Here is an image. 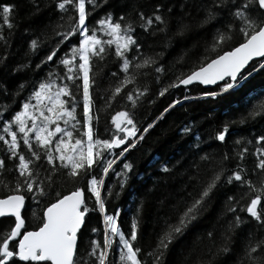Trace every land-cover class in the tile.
Returning <instances> with one entry per match:
<instances>
[{
  "label": "snow or ice",
  "instance_id": "snow-or-ice-1",
  "mask_svg": "<svg viewBox=\"0 0 264 264\" xmlns=\"http://www.w3.org/2000/svg\"><path fill=\"white\" fill-rule=\"evenodd\" d=\"M41 3L27 0L30 8L25 18L39 14ZM49 5L58 17L51 36L41 30L28 42L25 56L35 55L46 43L51 46L34 69L20 62L10 67L11 73H21L43 66L45 75L32 85L19 110L12 104L27 83H19L11 93L0 84V99L10 101L0 103V186L8 193L0 198V217L14 218L0 226V264H146L140 258L141 248L134 244L143 204L137 206L126 234L116 215L108 214L102 195V189L112 194L107 176L119 178L116 183L124 188L133 169L127 154L179 103L173 100L158 117L139 124L137 109L150 93L148 82L140 86L139 78L151 75L160 84L168 77L169 82L156 93L160 97L170 89L193 84L216 85L219 92L203 93L213 98L236 88L247 79L249 67L252 72L264 70V0H48L44 7ZM23 6L0 0L4 46L0 65L4 69H9L10 36ZM105 6L108 10L91 22L93 14ZM189 35L197 39L165 64L164 50ZM157 47L160 52L155 51ZM110 56L118 70L107 74L108 86L102 88L98 64ZM256 58V64L250 65ZM260 97L264 93L251 98L259 102L252 104L240 123L264 115ZM96 99L103 101L100 108ZM114 102L124 106L111 116L112 128L102 134L99 113ZM231 123L235 122H225L208 138L227 146ZM180 133L195 135L187 154L156 161L153 187L144 193L147 198L161 182H180L178 198L158 216L155 245L144 255L151 264H163L171 246L223 191L217 215L218 221L224 220L221 242L216 244L214 232L208 231L216 250L209 248V259L197 255L192 264H211L212 258L233 252L234 264H264V134L240 137L231 149L215 154L200 147L203 136L195 134L191 125H184ZM249 154L255 157L251 171L244 163ZM29 197L40 212L32 213L39 221L33 229L22 214ZM93 198L90 209L88 202ZM160 204L163 210L165 202ZM91 211L103 218V242L90 238L81 252L79 234ZM91 233L98 234V228L92 227ZM202 239L197 236L192 241L185 264Z\"/></svg>",
  "mask_w": 264,
  "mask_h": 264
},
{
  "label": "trees",
  "instance_id": "trees-1",
  "mask_svg": "<svg viewBox=\"0 0 264 264\" xmlns=\"http://www.w3.org/2000/svg\"><path fill=\"white\" fill-rule=\"evenodd\" d=\"M3 2L24 5L18 11V15L16 16L17 27L10 36L11 43L8 48L11 54L8 60L9 69H4L3 65H0V69H2L0 70V84L8 88L9 93L15 91L16 85L19 83H27L26 90L21 92L16 97L15 103L12 104L14 110H19L20 103L28 96L32 85L45 75L47 69L42 66L41 69L34 71L26 70L21 73H11L10 67L20 62L28 64L30 68L34 69L35 64L39 63L40 58L51 45L50 43H46L35 55L30 54L25 56L28 50L27 44L32 38L38 36L41 30H46L51 36V29L56 24L58 17L50 5L44 7V4L48 3V0H42L41 12L31 18H25L30 8L27 5V0H3ZM109 2L112 3L113 0H109ZM106 10H108L107 6L98 9L91 17V22L94 23L95 19L103 15ZM25 28L28 29V32L24 31ZM58 30L62 31L63 29ZM4 34H8L6 28ZM195 39H197L195 35H189L182 42L180 40L174 42L170 48L164 50L163 62L168 64L174 56L179 54L182 47H188ZM3 47V43L0 42V52L3 51ZM155 51L160 52L161 49L157 47ZM106 60V63L98 64V67L102 69V74L97 79L100 80L102 88L108 86V80L105 78L107 74L118 70L114 57H107ZM257 60L252 61L250 65H255ZM93 71H96V68ZM248 73H251V75L249 76ZM169 76H171V73H169ZM245 76L247 79L242 81L239 86L226 93L218 94L214 98L205 96L203 93L210 91L219 92L216 85L211 88H206L199 84L187 87L181 86L170 89L169 93L160 97L156 93L160 87L169 82L168 77H165L160 84H156L151 75L139 78L140 86L147 81L150 88L147 99L137 109L139 124H143L145 118L150 122L158 117L163 109L173 100H177L179 103L169 109L161 119L157 120L154 127L144 134V139L139 142L138 147L127 154L128 162L133 164V169L129 173V179L124 188H120L116 183L119 178L107 176L105 180L112 187V194L109 195L106 189H102V195L106 197V210L108 214L116 215L118 226L126 234L130 233L131 221L136 216L137 206L143 204V212L138 217V239L134 244L136 247L141 248L140 258L146 260V264H151V258L146 257L144 254L151 251L154 247L157 233L160 230L158 216L163 215L167 211V205L174 203L175 199L178 198L180 194L178 191L180 182L179 180L169 181L168 183L161 182L147 198H145L144 193L147 189L153 187V179L157 168L156 161L173 159L187 154V150L191 147L195 135L183 136L180 133V129L184 125H191L195 134L203 136L204 143L200 147L205 152L215 154L231 149L232 142L240 137L253 139L257 135L264 134V115L257 116L255 119H248L244 123L239 122L241 117L246 116L252 104L259 102V100L253 101L251 98L257 94L264 93V70L257 69V71L252 72L251 67H249ZM93 95L95 97L97 93L94 92ZM260 98L264 99V97ZM149 100L152 102L149 103ZM9 102V100L0 99V103ZM102 103L103 101L96 99V108H100ZM123 106L121 102H114L99 113L100 122L98 127L100 133L103 134L105 128H112L110 123L111 116L116 111L121 110ZM225 122H235L230 124L229 133L226 134L227 146L208 138L209 134H214ZM104 138L107 137L105 136ZM249 147L251 149V146ZM116 151L118 152V150ZM254 162L255 157L249 154L244 161L249 171L254 167ZM232 166V164L229 165V167ZM119 170L120 168L116 167V171ZM173 184L175 187H173ZM67 190H71V185L67 186ZM6 194H8L6 190L0 186V198ZM223 200L224 194L222 191L213 198L211 205L202 214L200 219L193 223L188 233L171 246V250L163 257V264H185V257L192 246V241L197 236L203 239L197 243L196 252L193 253L187 264H192L197 255L206 260L210 258L208 249L211 248L212 252H215L216 249L206 234L210 230L213 231L214 236L212 240L216 244L221 242L219 233L222 231L221 225L224 223V220L218 221L217 215L221 209ZM160 201L165 202L163 210ZM88 207L90 209L94 208V198L89 200ZM34 210L37 211V215L40 214L37 204L29 197L26 200L25 208L22 210L29 229H33L39 223L32 214ZM11 220H14V218L1 217L0 226L8 224ZM92 227L98 228V234L91 233ZM103 229V218L97 211H91L86 214V226L82 227L79 234L81 252L84 251L86 242L90 238H95L102 244ZM234 262L235 252L224 253L211 259V264H234Z\"/></svg>",
  "mask_w": 264,
  "mask_h": 264
},
{
  "label": "water",
  "instance_id": "water-1",
  "mask_svg": "<svg viewBox=\"0 0 264 264\" xmlns=\"http://www.w3.org/2000/svg\"><path fill=\"white\" fill-rule=\"evenodd\" d=\"M258 58H256V60H257ZM250 64H251V62H250ZM203 87H206V88H211V87H214L215 85H207V86H205V85H202ZM2 198V197H1ZM23 210V209H22ZM1 218V217H0Z\"/></svg>",
  "mask_w": 264,
  "mask_h": 264
}]
</instances>
